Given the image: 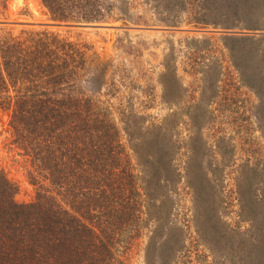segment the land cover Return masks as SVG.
<instances>
[{
    "label": "trees",
    "instance_id": "obj_1",
    "mask_svg": "<svg viewBox=\"0 0 264 264\" xmlns=\"http://www.w3.org/2000/svg\"><path fill=\"white\" fill-rule=\"evenodd\" d=\"M152 1L167 15L173 8L192 11L193 27L236 31L225 39L233 64L245 84L262 92L264 0ZM42 2L58 23H100L105 11L103 0ZM168 66L161 82L164 98L172 101L180 85ZM108 71L107 61L85 42L48 30L0 32V112L8 113L14 141L35 169L33 180L41 181L37 201L20 204L16 185L0 173V264H123L119 248L149 225L154 229L146 264H173L187 255L186 230L172 220L171 192L182 180L175 164L178 141L162 131H143L125 110L119 128L102 100ZM194 138L191 157L199 154ZM185 168L200 241L214 254L223 250L230 264H260L264 173L249 167L245 192L238 190L241 217L256 237L249 245L217 211L204 169L192 160ZM258 175L262 191L253 192Z\"/></svg>",
    "mask_w": 264,
    "mask_h": 264
},
{
    "label": "rangeland",
    "instance_id": "obj_2",
    "mask_svg": "<svg viewBox=\"0 0 264 264\" xmlns=\"http://www.w3.org/2000/svg\"><path fill=\"white\" fill-rule=\"evenodd\" d=\"M158 5L152 0H103V20L88 24L53 21L42 0H0V32L54 31L87 43L107 61L108 85L102 100L119 128L124 126L119 113L125 110L137 117L143 131H162L178 141L175 164L182 180L171 192L172 220L186 230L188 253L173 264H230L223 250L216 248L218 254H214L196 233L185 167L192 160L198 169H204L223 220L236 236L249 240V245L254 243L252 224L241 217L238 190L245 192L242 180L249 175V167L264 173V89L257 94L233 64L225 39L237 33L193 27L188 25L192 11L173 8L167 15ZM262 14L264 19V11ZM161 20L178 24L167 27ZM56 24L91 27L59 28ZM166 65L175 71L180 85L172 101L164 98L161 82ZM8 122V113L0 112V173L16 185V202L31 204L37 201L41 181L33 180L35 169L15 143ZM190 138H194L192 147L199 148L196 157L190 154ZM262 180L259 175L254 177L253 192L262 191ZM153 229L154 225H149L132 242L122 244L119 254L123 264H146ZM260 257L264 264V253Z\"/></svg>",
    "mask_w": 264,
    "mask_h": 264
},
{
    "label": "water",
    "instance_id": "obj_3",
    "mask_svg": "<svg viewBox=\"0 0 264 264\" xmlns=\"http://www.w3.org/2000/svg\"><path fill=\"white\" fill-rule=\"evenodd\" d=\"M56 27L59 28H87V27H91V26H87V25H80V24H56L54 25ZM237 32H233V31H224L223 34H235Z\"/></svg>",
    "mask_w": 264,
    "mask_h": 264
}]
</instances>
